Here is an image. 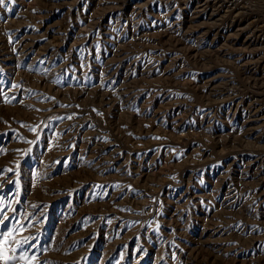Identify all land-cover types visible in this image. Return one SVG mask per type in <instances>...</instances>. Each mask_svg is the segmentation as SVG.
I'll return each instance as SVG.
<instances>
[{
  "label": "rangeland",
  "instance_id": "374dc122",
  "mask_svg": "<svg viewBox=\"0 0 264 264\" xmlns=\"http://www.w3.org/2000/svg\"><path fill=\"white\" fill-rule=\"evenodd\" d=\"M184 1L0 5V232L39 264H264V0Z\"/></svg>",
  "mask_w": 264,
  "mask_h": 264
},
{
  "label": "bare ground",
  "instance_id": "6f19581e",
  "mask_svg": "<svg viewBox=\"0 0 264 264\" xmlns=\"http://www.w3.org/2000/svg\"><path fill=\"white\" fill-rule=\"evenodd\" d=\"M173 1V0H172ZM183 1V0H182ZM193 1H195L196 3H203L202 5H204V6H206V3H207V0H204V1H202V0H185L184 1V4H185V6L186 5H189L190 3H192ZM223 1V4L221 5V6H226L228 9H230V10H233V11H236V8H235V6H233L232 4H234V1H232V2H230V4H227V2L228 1H226V0H222ZM166 2V1H165ZM209 2V1H208ZM217 2V1H216ZM56 3V2H55ZM180 3H182L183 4V2H180ZM137 4V3H136ZM171 4V3H170ZM178 3H175V5H177ZM195 4V3H194ZM215 4H218V3H215ZM211 5V4H210ZM214 5V4H213ZM168 6V5H167ZM173 6V5H172ZM199 6V5H198ZM209 6V5H208ZM254 7V6H253ZM137 8V7H136ZM171 8H173V7H171ZM248 8V7H247ZM79 9V8H78ZM170 9V8H169ZM90 10V9H89ZM177 10V9H176ZM115 12V11H114ZM239 12V11H238ZM241 12V11H240ZM34 13V12H33ZM110 13V12H109ZM172 13V12H171ZM227 13V12H226ZM176 14V13H175ZM235 14H236V12H235ZM112 15V14H111ZM110 15V16H111ZM75 16V15H74ZM232 16V15H231ZM1 17V16H0ZM100 17V16H99ZM121 18V17H120ZM228 18V17H227ZM259 18V17H258ZM255 19V18H254ZM92 20V19H91ZM120 20V19H119ZM134 20V19H133ZM81 21V20H80ZM245 21H247V20H245ZM79 22V21H78ZM242 22H243V20H242V17H240L239 19H237V21L235 22L236 24H235V28H238L239 30H241V29H247L248 27H249V25H245V26H243L242 25ZM87 23V22H86ZM85 23V24H86ZM102 23V22H101ZM100 23V24H101ZM80 24V23H79ZM109 24V23H108ZM251 24V23H250ZM253 24V23H252ZM82 25V24H81ZM116 25V24H115ZM128 25V24H127ZM229 25V24H228ZM242 25V27H241V29L239 28V27H237V26H241ZM260 25V24H259ZM28 26V25H27ZM31 26V25H30ZM97 26H98V24H97ZM101 26H102V24H101ZM129 26V25H128ZM90 27H91V25H90ZM99 27V26H98ZM100 28V27H99ZM129 28V27H128ZM180 28V27H179ZM102 29V28H101ZM121 29V28H120ZM205 29V28H204ZM229 29V27L227 28V30ZM95 30H96V28H95ZM234 29H232V31H233ZM252 30H254V29H252ZM125 31V30H124ZM250 31V30H249ZM249 31H247V32H249ZM96 32H97V30H96ZM101 32V31H100ZM119 32V31H118ZM75 33V32H74ZM89 33H90V31H89ZM229 33V32H228ZM231 33V32H230ZM237 33H239V32H237ZM246 33V32H245ZM257 33H259L258 31H257ZM226 34V33H225ZM86 35H87V33H86ZM89 35V34H88ZM246 35V34H245ZM253 35V34H252ZM22 36V35H21ZM20 36V37H21ZM133 36V35H132ZM256 36V35H255ZM260 36H261V34H260ZM109 37V36H108ZM253 37V36H252ZM264 37V36H263ZM262 37V38H263ZM198 38V37H197ZM257 38V37H256ZM256 38H254V39H249V38H246L247 40L249 39L250 40V43H252V44H255L256 42H255V39ZM259 38V37H258ZM114 39V38H113ZM112 39V40H113ZM33 41V40H32ZM213 41V40H212ZM10 42V41H9ZM15 42V41H14ZM57 42V41H56ZM68 42H69V40H68ZM255 42V43H254ZM259 42V41H258ZM43 43V42H42ZM260 43H262V41H260ZM184 44V43H183ZM227 44V43H226ZM1 45V44H0ZM42 45V44H41ZM232 47V46H231ZM186 48V47H185ZM20 49V48H19ZM91 49V48H90ZM191 51V50H190ZM195 51V50H194ZM10 52H12V51H10ZM76 52V51H75ZM13 53V52H12ZM20 53V52H19ZM121 56V55H120ZM45 57V56H44ZM189 57V56H188ZM249 58V57H248ZM91 59V58H90ZM94 60V59H93ZM140 60V59H139ZM226 60V59H225ZM69 61V60H68ZM117 62H119V61H117ZM117 62H116V64H117ZM136 62V61H135ZM34 63V62H33ZM96 63V62H95ZM138 63V62H137ZM245 63V62H244ZM70 64V63H69ZM98 64V63H97ZM241 64V63H240ZM243 64V63H242ZM135 65V64H134ZM178 65V64H177ZM239 65V64H238ZM262 67V68H264V57H258V58H255V59H253L252 57H251V60H249L247 63H245L243 66H240V69L242 70V72H246V75H247V73H250V72H257V70H258V68L259 67ZM67 67H68V65H67ZM80 67V66H79ZM113 67H114V65H113ZM113 67H112V69H113ZM15 69H16V67H15ZM130 70V69H129ZM16 71V70H15ZM97 71V70H96ZM136 71V70H135ZM99 72V71H98ZM132 73H126V75H125V77H126V79H128L129 77H130V75H131ZM135 74H137V72L135 73ZM230 74V73H229ZM259 74V73H258ZM106 75H109V74H107L106 73ZM111 75V74H110ZM123 75V74H122ZM133 75V74H132ZM132 75H131V77H132ZM235 75V74H234ZM250 75V74H249ZM248 75V76H249ZM252 75H254L253 73L250 75V76H252ZM260 75V74H259ZM262 75V74H261ZM28 76V75H27ZM113 76H115V75H113ZM134 76V75H133ZM249 76V77H250ZM257 76V75H256ZM262 77V76H261ZM152 78V77H151ZM230 78V77H229ZM241 78V77H240ZM260 78V77H259ZM228 79V78H227ZM262 79H264V78H262ZM226 80V79H225ZM232 80V79H231ZM247 80V79H246ZM245 80V81H246ZM129 81V80H128ZM233 81V80H232ZM248 81V80H247ZM127 82V81H126ZM126 82H125V84H126ZM225 82H227V81H225ZM230 81H228V83H229ZM107 83V82H106ZM123 83V82H122ZM130 83V82H129ZM194 83V82H193ZM24 84H26V83H24ZM124 84V85H125ZM141 84V83H140ZM223 84V83H222ZM233 84V83H232ZM254 84H255V82H254ZM121 85V84H120ZM200 85V84H199ZM212 85V84H211ZM238 85V84H237ZM43 86V85H42ZM73 86V85H72ZM89 86V85H88ZM131 86V85H130ZM233 86V85H232ZM13 87V86H12ZM132 87V86H131ZM227 87V86H226ZM231 87V86H230ZM234 87V86H233ZM248 87V86H247ZM122 88V87H121ZM124 88V87H123ZM128 88V87H127ZM205 88V87H204ZM47 89V88H46ZM53 89V88H52ZM135 89V88H134ZM220 89V88H219ZM252 89V88H251ZM56 90V89H55ZM189 90V89H188ZM205 90V89H204ZM225 90V89H224ZM255 90V89H254ZM257 90V89H256ZM255 90V91H256ZM98 91V90H97ZM203 91V90H202ZM207 92H208V89L206 90ZM223 91V90H222ZM233 91V90H232ZM1 92V91H0ZM236 92V91H235ZM130 93H131V91H130ZM226 93H228V92H226ZM232 93V92H231ZM235 94V93H234ZM231 94H229V96H230ZM235 95H237V94H235ZM252 95V94H251ZM255 95H258V94H255ZM260 95H261V93H260ZM43 96V95H42ZM116 96V95H115ZM259 96V95H258ZM2 97V96H1ZM41 97V96H40ZM162 97V96H161ZM234 97V96H233ZM239 97H240V95H239ZM245 97V96H244ZM249 98H250V96H248ZM257 98V97H256ZM255 99V98H254ZM263 99H264V96H262L261 97V99H258L257 98V102L259 101V102H261V101H263ZM252 100V99H251ZM32 101V100H31ZM239 101V100H238ZM250 101V100H249ZM236 102V101H235ZM161 103H163V102H161ZM262 103V102H261ZM264 103V102H263ZM262 103V104H263ZM236 104V103H235ZM261 104V105H262ZM237 105V104H236ZM236 105L235 106H233L232 107V109L231 110H233V111H235L236 110ZM259 105V104H258ZM257 105V106H258ZM37 107V106H36ZM61 107V106H60ZM196 107V106H195ZM246 107V106H245ZM63 108V107H62ZM151 108V107H150ZM228 108V107H227ZM231 108V107H230ZM238 108V107H237ZM248 108H251V107H248ZM253 108H255V106L253 107ZM252 108V109H253ZM261 108V107H260ZM190 109V108H189ZM193 109H195V108H193ZM241 109V108H240ZM257 109L258 108H255L253 111V113H255V111H257ZM249 112H251L252 110H248ZM247 111V112H248ZM51 112V111H50ZM70 112V111H69ZM211 114V113H210ZM209 114V115H210ZM256 114V113H255ZM213 116V115H212ZM227 116V115H226ZM248 116V115H247ZM255 116V115H254ZM259 116H261V115H259ZM258 116V117H259ZM166 117V116H165ZM152 118V117H151ZM227 118V117H226ZM249 118V117H248ZM251 118H252V116H251ZM245 120V119H244ZM263 120V119H262ZM54 121V120H53ZM252 121V120H251ZM137 122V121H136ZM252 123V122H251ZM207 124V123H206ZM210 124V123H209ZM243 124H244V122H243ZM252 124H254V123H252ZM65 125V124H64ZM241 126V125H240ZM249 126V125H248ZM252 126V125H251ZM76 127V126H75ZM86 127V126H85ZM250 127V126H249ZM254 127H255V124H254ZM242 128V127H241ZM245 128V127H244ZM91 129V128H90ZM62 130V129H61ZM78 130V129H77ZM81 135V134H80ZM84 139V138H83ZM138 139V138H137ZM3 143V142H2ZM1 143V144H2ZM77 143V142H76ZM82 143V142H81ZM253 143V142H252ZM1 148V147H0ZM110 151V150H109ZM108 151V152H109ZM139 154V153H138ZM216 155V154H215ZM65 158V157H64ZM56 159V158H55ZM113 159V158H112ZM121 161V160H120ZM248 161H249V159H248ZM230 163V162H229ZM259 163V162H258ZM101 165V164H100ZM243 165V164H242ZM251 166H252V164H249L248 166H247V170H248V167H250L251 168ZM262 167V166H261ZM95 168V167H94ZM122 170V169H121ZM257 173H256V175L257 176H259V181L252 187V189L250 190V192L247 194V196L249 195L250 197V199L252 200V199H254L255 197L257 198L258 196H260L261 195V193H260V190L262 189L263 191H264V179L263 178H261V177H264V172H261V168H258L257 167V171H256ZM259 172V173H258ZM109 174V173H108ZM220 175H222V174H220ZM261 175V176H260ZM123 176V175H122ZM128 176V175H127ZM103 177V176H102ZM2 180V179H1ZM193 181V180H192ZM1 183V182H0ZM122 184V183H121ZM234 184V183H233ZM237 185H238V183H236ZM3 186V185H2ZM232 187H234L233 185H232ZM239 187V186H238ZM245 188V187H244ZM104 189V188H103ZM132 190V189H131ZM247 190V189H246ZM245 190V191H246ZM125 193V192H124ZM263 194H264V192H263ZM192 195V194H191ZM226 195H228L227 193H226ZM242 195V194H241ZM111 197V196H110ZM263 198H264V195L262 196ZM3 198V197H2ZM140 198V197H139ZM187 198V197H186ZM240 198V197H239ZM234 199H235V197H234ZM258 199V198H257ZM262 199V198H261ZM261 199H259V200H261ZM184 200V199H183ZM241 200H242V198H241ZM256 201V200H255ZM254 201V202H255ZM206 202V201H205ZM220 202V201H219ZM245 202V201H244ZM243 202V203H244ZM248 202V201H247ZM257 202H259V201H257ZM246 203V202H245ZM252 203V202H251ZM260 203V202H259ZM263 203V202H262ZM262 203H261V205H262ZM264 204V203H263ZM28 205V204H27ZM249 205V204H248ZM263 206V205H262ZM28 207V206H27ZM242 207V206H241ZM33 209V208H32ZM41 210H43V209H41ZM246 210V209H245ZM18 212V211H17ZM213 212V211H212ZM248 212V211H247ZM36 213V212H35ZM171 214V213H170ZM204 216H205V214H204ZM17 217V216H16ZM256 218V217H255ZM215 219V218H214ZM121 220V219H120ZM214 221V220H213ZM95 222V221H94ZM135 222V221H134ZM124 224V223H123ZM180 225V224H179ZM106 227V226H105ZM146 229V228H145ZM172 229V228H171ZM183 229V228H182ZM185 230V229H184ZM99 232V231H98ZM167 233V232H166ZM176 235V234H175ZM37 239V238H36ZM174 239V238H173ZM38 241V240H37ZM178 241V240H177ZM262 241H264V240H262ZM259 242V241H258ZM105 243V242H104ZM193 243V242H192ZM261 243V242H260ZM161 244V243H160ZM253 245V244H252ZM103 247V246H102ZM252 247V246H251ZM254 247H256V246H254ZM104 248V247H103ZM179 249V248H178ZM180 250V249H179ZM145 252V251H144ZM183 252V251H182ZM182 252H179V253H182ZM210 252V251H209ZM257 253V252H256ZM260 253V252H259ZM176 254H178V253H176ZM179 255V254H178ZM181 255V254H180ZM102 259V258H101ZM121 264V263H120Z\"/></svg>",
  "mask_w": 264,
  "mask_h": 264
},
{
  "label": "snow or ice",
  "instance_id": "6c2138e0",
  "mask_svg": "<svg viewBox=\"0 0 264 264\" xmlns=\"http://www.w3.org/2000/svg\"><path fill=\"white\" fill-rule=\"evenodd\" d=\"M5 4V0H0V5ZM32 131H36L35 128ZM0 215H3L0 212ZM4 221H0L3 224ZM23 229L24 225H19ZM22 244H29L28 237L17 239L15 229H9L8 232H0V264H39L35 254L29 255L21 250ZM31 247V245H29Z\"/></svg>",
  "mask_w": 264,
  "mask_h": 264
}]
</instances>
